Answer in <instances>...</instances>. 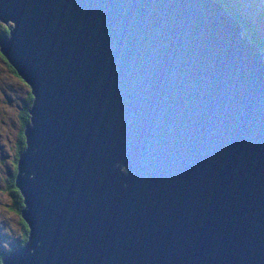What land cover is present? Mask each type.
I'll list each match as a JSON object with an SVG mask.
<instances>
[{
    "label": "water",
    "instance_id": "obj_1",
    "mask_svg": "<svg viewBox=\"0 0 264 264\" xmlns=\"http://www.w3.org/2000/svg\"><path fill=\"white\" fill-rule=\"evenodd\" d=\"M6 21L33 97L1 264H264V62L221 6L0 0Z\"/></svg>",
    "mask_w": 264,
    "mask_h": 264
},
{
    "label": "trees",
    "instance_id": "obj_2",
    "mask_svg": "<svg viewBox=\"0 0 264 264\" xmlns=\"http://www.w3.org/2000/svg\"><path fill=\"white\" fill-rule=\"evenodd\" d=\"M215 4L222 7V9L234 20V22L242 28L240 37L253 44L258 51L264 52V39L260 37L258 29L262 15L264 13V2L257 0L258 4L254 6L253 0H211ZM246 14V15H245ZM0 22V38L6 36L10 23L8 21ZM258 27V28H257ZM259 52V53H260ZM0 60L4 64L6 70L16 79L22 81L25 85L23 98L20 102L19 108L16 110V131L13 140V150L7 158V166L2 177V188L7 198L6 208L16 214V232L12 240L0 246V256L7 253L9 250L22 245L27 237V226L24 220L20 217L19 212L23 207L22 196L18 188L14 185V176L16 174V159L19 153L25 146V140L22 133V127L29 121L28 107L31 104L32 93L27 84L16 74V70L7 62V60L0 53ZM123 171V167H119ZM1 264V263H0Z\"/></svg>",
    "mask_w": 264,
    "mask_h": 264
},
{
    "label": "rangeland",
    "instance_id": "obj_3",
    "mask_svg": "<svg viewBox=\"0 0 264 264\" xmlns=\"http://www.w3.org/2000/svg\"><path fill=\"white\" fill-rule=\"evenodd\" d=\"M253 1L256 7L258 2L257 0ZM260 1L264 2V0ZM10 24L12 25V22ZM260 27L262 29H258L259 35L264 39V13ZM241 32L242 28L239 27L238 33ZM260 58L264 62V52H260ZM25 88L26 85L22 81L16 80L0 60V246L12 240L17 227L16 214H13L5 206L7 198L2 188V177L8 164L6 160L13 150L12 144L17 127L16 110L20 106Z\"/></svg>",
    "mask_w": 264,
    "mask_h": 264
},
{
    "label": "bare ground",
    "instance_id": "obj_4",
    "mask_svg": "<svg viewBox=\"0 0 264 264\" xmlns=\"http://www.w3.org/2000/svg\"><path fill=\"white\" fill-rule=\"evenodd\" d=\"M259 59L261 60V58H260V53H259ZM262 61V60H261ZM263 62V61H262Z\"/></svg>",
    "mask_w": 264,
    "mask_h": 264
}]
</instances>
